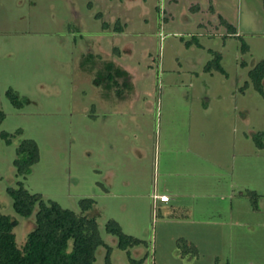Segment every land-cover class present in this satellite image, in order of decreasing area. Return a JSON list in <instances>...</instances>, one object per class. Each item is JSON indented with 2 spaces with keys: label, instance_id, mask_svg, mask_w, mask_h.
Listing matches in <instances>:
<instances>
[{
  "label": "rangeland",
  "instance_id": "374dc122",
  "mask_svg": "<svg viewBox=\"0 0 264 264\" xmlns=\"http://www.w3.org/2000/svg\"><path fill=\"white\" fill-rule=\"evenodd\" d=\"M111 62L129 77L107 80ZM263 62L264 0H0V214L18 244L35 227L8 194L23 182L76 213L93 199L112 264H264ZM111 220L142 241L130 254Z\"/></svg>",
  "mask_w": 264,
  "mask_h": 264
},
{
  "label": "trees",
  "instance_id": "16d2710c",
  "mask_svg": "<svg viewBox=\"0 0 264 264\" xmlns=\"http://www.w3.org/2000/svg\"><path fill=\"white\" fill-rule=\"evenodd\" d=\"M215 68L224 72L217 57ZM106 79L116 83L117 78L129 77V73L115 64L106 63ZM209 65L208 70H211ZM257 90L264 96V62L252 72ZM100 83V79H96ZM5 114L0 111V124ZM2 138L12 144L11 135L3 132ZM258 146L264 148V134L256 136ZM15 161L18 175L26 177L32 166L39 160V149L34 141H23L17 150ZM8 194L14 201L17 214L31 218L35 214V227L29 232L24 244L19 245L15 229L20 221L11 216L0 214V264H95L100 247L107 249L105 264H112V247L102 238L96 216L90 214L95 201L87 199L82 202V212L76 213L64 209L55 201H46L39 194H32L23 182L18 188H8ZM107 231L118 238V247L122 250L142 243L131 235L124 233L121 225L114 220L107 224ZM132 264H143L142 260L132 258Z\"/></svg>",
  "mask_w": 264,
  "mask_h": 264
},
{
  "label": "built area",
  "instance_id": "2783aa9c",
  "mask_svg": "<svg viewBox=\"0 0 264 264\" xmlns=\"http://www.w3.org/2000/svg\"><path fill=\"white\" fill-rule=\"evenodd\" d=\"M170 202V197L168 195H159L157 191L153 194V205L154 209L157 211L159 203Z\"/></svg>",
  "mask_w": 264,
  "mask_h": 264
},
{
  "label": "crops",
  "instance_id": "0c3cea01",
  "mask_svg": "<svg viewBox=\"0 0 264 264\" xmlns=\"http://www.w3.org/2000/svg\"><path fill=\"white\" fill-rule=\"evenodd\" d=\"M169 203H171V198H170V202H168V203H159V206H158V211L160 212V211H162V210H165L168 206H166V205H168ZM169 208V210H174V212L176 211V209L175 208H173V207H168ZM171 211V212H172Z\"/></svg>",
  "mask_w": 264,
  "mask_h": 264
}]
</instances>
